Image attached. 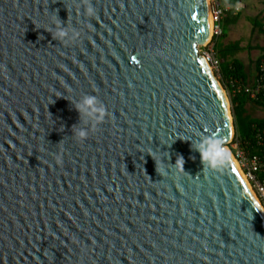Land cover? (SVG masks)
<instances>
[{
	"label": "water",
	"instance_id": "obj_1",
	"mask_svg": "<svg viewBox=\"0 0 264 264\" xmlns=\"http://www.w3.org/2000/svg\"><path fill=\"white\" fill-rule=\"evenodd\" d=\"M209 19L208 0H0V264H264L254 193L193 147L234 137ZM85 94L106 115L78 140Z\"/></svg>",
	"mask_w": 264,
	"mask_h": 264
},
{
	"label": "built area",
	"instance_id": "obj_2",
	"mask_svg": "<svg viewBox=\"0 0 264 264\" xmlns=\"http://www.w3.org/2000/svg\"><path fill=\"white\" fill-rule=\"evenodd\" d=\"M208 6L211 19L210 36L205 49L199 54L213 74L220 80V59L217 56L215 44L223 35L224 18L231 11H239V8L228 0H208ZM222 84L226 85L224 87L229 85L228 87L231 90L232 96L243 93L251 101L264 104V57L259 60L257 75L252 81L245 82L239 78H232L227 81V84ZM227 95L230 98L229 92H227ZM252 130V143H242L238 139H235L233 144L236 147L235 157L237 163L243 170V177L264 211V122L253 124ZM262 173L263 176L261 175Z\"/></svg>",
	"mask_w": 264,
	"mask_h": 264
},
{
	"label": "crops",
	"instance_id": "obj_3",
	"mask_svg": "<svg viewBox=\"0 0 264 264\" xmlns=\"http://www.w3.org/2000/svg\"><path fill=\"white\" fill-rule=\"evenodd\" d=\"M239 8V11H231L223 20V35L216 41L215 50L217 47H224L231 43L238 41L240 46L243 48L241 51L237 52L233 56H229L227 59H237L244 65V75L243 81H252L257 75V61L264 51L260 48H264L263 45L257 43H248L250 38H260L264 43V31L261 28L264 24V0H236L234 3ZM245 25V30L249 33L247 39H242V34H238V31ZM244 28V27H243ZM217 56L220 59V63L224 61L222 57L218 55V50L216 51ZM230 78L229 80H231ZM241 79V78H239ZM222 83L227 84V79H223L220 76ZM226 86V85H224ZM229 86V85H228ZM225 87L227 92L232 97L231 90L229 87ZM245 109L247 114L252 118H264V107L256 105L251 100L245 101ZM254 112V114H252Z\"/></svg>",
	"mask_w": 264,
	"mask_h": 264
},
{
	"label": "clouds",
	"instance_id": "obj_4",
	"mask_svg": "<svg viewBox=\"0 0 264 264\" xmlns=\"http://www.w3.org/2000/svg\"><path fill=\"white\" fill-rule=\"evenodd\" d=\"M94 12L93 7L89 3L87 7V14L92 15ZM57 27L52 34L55 40H66L74 38V34L61 25V21L57 19ZM75 108L80 114L82 124L86 126L77 127L73 126L72 132L75 138L83 140L88 136L89 122L99 123L104 120L106 110L103 104L94 95H83L76 103ZM196 152L199 153L200 161L203 167L215 169L227 155V149L223 146V142L215 136H204L198 142L193 144ZM177 164L182 169L183 159L180 157L176 159Z\"/></svg>",
	"mask_w": 264,
	"mask_h": 264
},
{
	"label": "trees",
	"instance_id": "obj_5",
	"mask_svg": "<svg viewBox=\"0 0 264 264\" xmlns=\"http://www.w3.org/2000/svg\"><path fill=\"white\" fill-rule=\"evenodd\" d=\"M230 3H234L236 0H228ZM264 31V27H261ZM243 48L240 46L238 41L226 45L224 47H217L218 55L224 59L220 63V75L223 79L229 80L230 78H241L245 77L244 75V65L237 59H227L229 56L235 55L237 52L241 51ZM264 51V48H260ZM264 54L260 56L257 60L259 61ZM250 100L247 95L243 93L235 94L230 98L231 102V112L233 116V125H234V138L238 139L242 143L253 142V130L252 125L255 123H263L264 118H252L245 109V101ZM254 102V101H253ZM256 105L264 107V104L261 102H254ZM263 176V173L261 174Z\"/></svg>",
	"mask_w": 264,
	"mask_h": 264
},
{
	"label": "rangeland",
	"instance_id": "obj_6",
	"mask_svg": "<svg viewBox=\"0 0 264 264\" xmlns=\"http://www.w3.org/2000/svg\"><path fill=\"white\" fill-rule=\"evenodd\" d=\"M244 27V28H243ZM239 31H238V34H242V39H247V37H248V35H249V33L245 30V25L243 26ZM248 43H253V44H255V43H257V44H259V45H263L264 43H263V41L260 39V38H257V39H254L253 37L252 38H250V40L248 41ZM215 77L217 78V76L215 75ZM217 80H218V82H220V80H219V78H217ZM220 85L222 86V88H223V90H224V92H225V94H226V97H227V100H228V105H229V110H230V114H231V116H232V112H231V102H230V98H229V96L227 95V90H226V88L224 87V85L220 82ZM252 114H254V112L252 113ZM232 119H233V116H232ZM228 150H229V152L231 153V155H232V157L235 159V161L237 162V160H236V157H235V153H236V147H235V145L233 144V141H231V145H230V147L228 148ZM238 164V163H237ZM240 167V166H239ZM241 169V168H240ZM241 171H243L242 169H241Z\"/></svg>",
	"mask_w": 264,
	"mask_h": 264
},
{
	"label": "bare ground",
	"instance_id": "obj_7",
	"mask_svg": "<svg viewBox=\"0 0 264 264\" xmlns=\"http://www.w3.org/2000/svg\"><path fill=\"white\" fill-rule=\"evenodd\" d=\"M208 7H209V6H208ZM209 23H210V26H211V19H209ZM227 154H228V156H229V158H230L232 164L234 165V167H235L236 170L238 171V173H239V174L242 176V178L244 179V177H243V173H242V171H241L239 165L237 164V162L235 161V159L232 157V155H231V153L229 152L228 149H227ZM244 181H245V179H244ZM245 182H246V181H245ZM246 184H248V183L246 182ZM248 186H249V185H248Z\"/></svg>",
	"mask_w": 264,
	"mask_h": 264
}]
</instances>
